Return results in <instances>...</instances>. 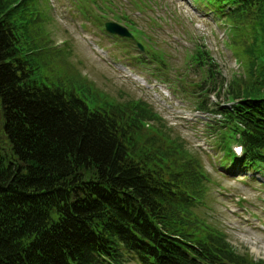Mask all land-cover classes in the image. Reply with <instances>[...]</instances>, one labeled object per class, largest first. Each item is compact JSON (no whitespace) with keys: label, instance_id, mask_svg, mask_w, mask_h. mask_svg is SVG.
<instances>
[{"label":"trees","instance_id":"1","mask_svg":"<svg viewBox=\"0 0 264 264\" xmlns=\"http://www.w3.org/2000/svg\"><path fill=\"white\" fill-rule=\"evenodd\" d=\"M194 1L218 14L264 11V0ZM36 3L0 0V264H264L194 219L206 177L152 105L37 78ZM161 54L152 56L167 71ZM207 61L198 50L194 63L211 77ZM254 82L216 111L243 146L237 155L224 136L226 158L264 174V77Z\"/></svg>","mask_w":264,"mask_h":264},{"label":"rangeland","instance_id":"2","mask_svg":"<svg viewBox=\"0 0 264 264\" xmlns=\"http://www.w3.org/2000/svg\"><path fill=\"white\" fill-rule=\"evenodd\" d=\"M36 2L29 34L38 45L31 52L42 64L37 78L60 86L85 81L114 101L141 98L152 105L206 177L191 208L194 219L219 232L236 254L264 261V174L226 158L224 136L233 152L240 145L216 111L255 84L257 75L264 77L263 6L242 12L226 6L218 14L194 0ZM106 21L127 27L134 39L108 33ZM20 40L29 46L27 37ZM198 50L216 74L208 77V69L194 63ZM153 53L164 55L167 71ZM2 125L0 105L5 145ZM124 264L139 262L131 257Z\"/></svg>","mask_w":264,"mask_h":264},{"label":"water","instance_id":"3","mask_svg":"<svg viewBox=\"0 0 264 264\" xmlns=\"http://www.w3.org/2000/svg\"><path fill=\"white\" fill-rule=\"evenodd\" d=\"M104 27H105V30L110 34L118 35L120 37L134 39V35L132 34V32H130V30L127 27H125V26H123L117 22L106 21L104 23ZM136 46L138 47V49L140 51H143L144 47L140 42H136Z\"/></svg>","mask_w":264,"mask_h":264},{"label":"clouds","instance_id":"4","mask_svg":"<svg viewBox=\"0 0 264 264\" xmlns=\"http://www.w3.org/2000/svg\"><path fill=\"white\" fill-rule=\"evenodd\" d=\"M243 153V146L241 145L238 151V154H242Z\"/></svg>","mask_w":264,"mask_h":264},{"label":"bare ground","instance_id":"5","mask_svg":"<svg viewBox=\"0 0 264 264\" xmlns=\"http://www.w3.org/2000/svg\"><path fill=\"white\" fill-rule=\"evenodd\" d=\"M134 79H138L139 77L138 76H133Z\"/></svg>","mask_w":264,"mask_h":264},{"label":"snow or ice","instance_id":"6","mask_svg":"<svg viewBox=\"0 0 264 264\" xmlns=\"http://www.w3.org/2000/svg\"><path fill=\"white\" fill-rule=\"evenodd\" d=\"M237 151H239V149H237Z\"/></svg>","mask_w":264,"mask_h":264}]
</instances>
